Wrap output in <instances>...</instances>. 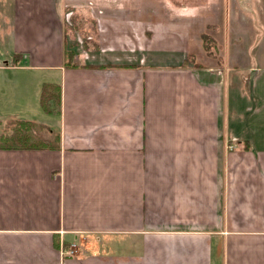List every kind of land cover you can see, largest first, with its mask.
Masks as SVG:
<instances>
[{
    "label": "crops",
    "instance_id": "crops-1",
    "mask_svg": "<svg viewBox=\"0 0 264 264\" xmlns=\"http://www.w3.org/2000/svg\"><path fill=\"white\" fill-rule=\"evenodd\" d=\"M209 2L181 6L177 47L154 28L162 15L93 14L97 51L67 68L61 2L0 0L3 57L18 58L0 62V121L60 135L59 149H0V264H264V86L143 63L179 50L201 65ZM241 12L257 33L264 0H241ZM230 77L241 83L229 89ZM43 83L60 85L59 114L41 109ZM240 91L257 98L238 113ZM231 109L250 115L233 126Z\"/></svg>",
    "mask_w": 264,
    "mask_h": 264
},
{
    "label": "rangeland",
    "instance_id": "rangeland-1",
    "mask_svg": "<svg viewBox=\"0 0 264 264\" xmlns=\"http://www.w3.org/2000/svg\"><path fill=\"white\" fill-rule=\"evenodd\" d=\"M58 1L61 2L62 7L63 43L71 46L74 50L72 62L75 64L76 62H83L88 53L93 54L97 51V43L95 42V39H97V29L96 21L92 18L93 14H101V16L104 14V17L108 18V11L123 9L130 14L152 13L155 17L162 15L166 17V21L161 25L159 20H157L154 22V28L160 34L164 33L170 43L177 47L181 43V6L199 4L200 2L203 4L205 2V0H57V3ZM208 1L212 4L207 6L206 12L203 14L204 24L201 27L203 30L201 35V65H198L207 68L209 66L213 67L219 73H244L249 78V85H252L248 89L253 90V87H255L254 91L257 95H261L264 80H256V77L264 75V63L261 60L262 55H260L264 44V24L260 25V27L256 24L255 29L257 33L252 30V26L247 25L246 20L243 19L241 14V0ZM225 2L228 4L226 7H224ZM227 8H229V12L227 11L228 15H226ZM251 17L253 24H255V21L258 20L257 14H252ZM203 35H207L209 39L208 37L203 39ZM7 50L6 46L0 44V62L5 60L12 62L13 57L9 55L3 57L4 54H8ZM152 53L144 54L146 59L143 63L148 64L149 59L151 62L160 65L180 66L187 57L185 56L181 59V51L179 50ZM74 59H76V62ZM193 61L194 57L192 60H189V63L185 67H193ZM4 71L0 70V73ZM9 71L5 72L8 73ZM226 82L230 89V86L240 84L241 80L231 78ZM246 91L249 92L247 89ZM256 98V96L242 95L240 91L233 92L229 100L233 108H235V103V105H239V108L243 104L244 108L247 106L251 108L256 103ZM224 104L228 105L227 99L224 101ZM224 108L225 106H223V111L225 110ZM236 111L239 113L237 109ZM236 111L231 109L230 114H228L230 122L234 123L233 126L238 123L239 116L243 115L244 120H246L250 115V113H245L244 110L241 111V115H238ZM224 114L226 115V112ZM41 120L51 122L54 121V117L42 112ZM16 121L18 120L9 119L0 121V136L10 134L11 129L17 127ZM49 128L52 130V127ZM42 135H47L46 137H48L49 133L43 130Z\"/></svg>",
    "mask_w": 264,
    "mask_h": 264
},
{
    "label": "trees",
    "instance_id": "trees-1",
    "mask_svg": "<svg viewBox=\"0 0 264 264\" xmlns=\"http://www.w3.org/2000/svg\"><path fill=\"white\" fill-rule=\"evenodd\" d=\"M208 36L203 35V39ZM209 39V37H208ZM205 46V45H203ZM74 50L71 46L63 43V66L76 67L72 62ZM192 60L191 55H187L186 59L181 63L180 67H185L189 60ZM18 62L17 55L13 56L12 64ZM193 67H200L194 61ZM39 104L41 109L47 114H59L61 108V87L57 83H43L41 86ZM15 128L11 129L8 135L0 136L1 150H36V149H59L60 135L53 132L49 127L43 124H38L27 120L16 121ZM45 130L49 133L48 137L42 135ZM54 133V135H52ZM51 136V137H49ZM54 136V137H53Z\"/></svg>",
    "mask_w": 264,
    "mask_h": 264
},
{
    "label": "built area",
    "instance_id": "built-area-1",
    "mask_svg": "<svg viewBox=\"0 0 264 264\" xmlns=\"http://www.w3.org/2000/svg\"><path fill=\"white\" fill-rule=\"evenodd\" d=\"M75 244H72L70 249L66 251L67 255H75L77 248L75 247Z\"/></svg>",
    "mask_w": 264,
    "mask_h": 264
}]
</instances>
